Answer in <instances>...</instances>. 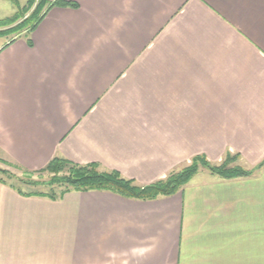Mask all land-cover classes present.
<instances>
[{"label":"crops","instance_id":"0c3cea01","mask_svg":"<svg viewBox=\"0 0 264 264\" xmlns=\"http://www.w3.org/2000/svg\"><path fill=\"white\" fill-rule=\"evenodd\" d=\"M62 1L77 7L0 35L8 165L61 157L145 187L199 155L264 162V0ZM0 264H264V166L229 180L201 170L151 201L0 183Z\"/></svg>","mask_w":264,"mask_h":264},{"label":"trees","instance_id":"16d2710c","mask_svg":"<svg viewBox=\"0 0 264 264\" xmlns=\"http://www.w3.org/2000/svg\"><path fill=\"white\" fill-rule=\"evenodd\" d=\"M8 1L17 10L12 16L0 19V35L8 37L12 42L19 37L31 35L42 22L48 10L53 7H77L75 4L62 0L53 4H49L47 0H24L26 3L23 6L20 4V0ZM240 159V154L228 153L221 163L216 164L210 162L205 156L199 155L180 171L173 172L165 179L152 185L140 187L116 171H101L97 164L79 165L64 158L55 157L44 169L32 172L34 174H49L50 177L47 181L21 179L0 168L1 175L9 180H17L20 184L16 186L1 177L0 183L9 185L22 196L46 197L51 200H59L71 192L102 191L128 199L151 201L175 195L201 170H206L221 179L229 180L251 177L264 166V162H262L249 170L237 164ZM23 187L29 188V191L23 190ZM39 188L46 190L40 191Z\"/></svg>","mask_w":264,"mask_h":264},{"label":"rangeland","instance_id":"374dc122","mask_svg":"<svg viewBox=\"0 0 264 264\" xmlns=\"http://www.w3.org/2000/svg\"><path fill=\"white\" fill-rule=\"evenodd\" d=\"M25 3L26 2L24 0H20V4L22 6L25 5ZM16 10H17L16 7L12 3H10L8 0H0V19H4V18L12 16L16 12ZM235 154L236 153H232V155H235ZM216 164H219V163H216ZM237 164H239L240 166L245 167L246 169H249V170L253 169V168H249L247 165H245V163L243 162L242 158L239 161H237ZM0 168L9 171L11 174H13L14 176H16L18 178L26 179V180L47 181L49 179V177H50L49 174H47V173L34 174L32 172L23 171L21 169L15 168V167L12 168L4 160V157L2 155H0ZM202 171L208 172L206 170H202ZM0 177L5 179V180H7L8 183H12V184H14L16 186H19V184H20L19 182H17V180H14V179L13 180H9V179H7L5 176H3L1 174H0ZM23 190L29 191V188L23 187ZM39 190L40 191H45L46 189L45 188H39Z\"/></svg>","mask_w":264,"mask_h":264}]
</instances>
